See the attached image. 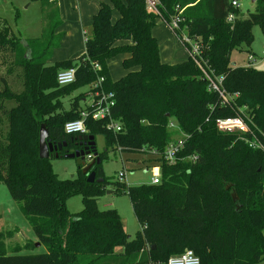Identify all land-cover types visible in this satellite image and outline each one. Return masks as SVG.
Returning <instances> with one entry per match:
<instances>
[{"label": "trees", "instance_id": "1", "mask_svg": "<svg viewBox=\"0 0 264 264\" xmlns=\"http://www.w3.org/2000/svg\"><path fill=\"white\" fill-rule=\"evenodd\" d=\"M34 1L43 9L38 38L15 36L0 21V185L20 204L46 252L8 253L4 240L16 230L0 233V264H161L185 250L200 264H264V153L239 139L249 134H223L215 127L219 119L241 116L264 145V70L229 64L233 51L248 52L253 26L264 34V0H256L247 17L230 0H159L165 18L176 6L182 9L180 30L197 42L196 61L222 78L227 95H237L229 105H221L188 53L182 63L160 61L151 36L156 19L143 0L101 3L84 55L63 63H50L62 37L56 2ZM114 10L119 16L113 23ZM172 34L180 43L181 33ZM120 54L128 55L126 74L112 82L107 62ZM73 67L75 81L59 87L56 74ZM98 78L102 90L115 96L112 119L122 128L113 133L105 121L84 120L87 135L103 138L100 163L91 168L103 182L87 183L79 168L72 179L58 180L49 163L53 159L38 157L39 128L45 125L49 142L73 146L76 136L66 135L64 125L89 110L85 96ZM81 87L87 92L71 98L66 108L64 98ZM179 137L183 148L168 163L164 152ZM110 151L149 155L152 168H159L157 185L117 182L114 189L127 195L139 225L133 239L124 233L116 210L97 207L107 185L102 161ZM75 196L82 210L70 214L66 201Z\"/></svg>", "mask_w": 264, "mask_h": 264}, {"label": "rangeland", "instance_id": "2", "mask_svg": "<svg viewBox=\"0 0 264 264\" xmlns=\"http://www.w3.org/2000/svg\"><path fill=\"white\" fill-rule=\"evenodd\" d=\"M79 6L75 4V0H62L63 8L61 9V31L64 37L59 49L54 50L51 56L52 63H63L73 61L84 55L85 46L83 38H81V29L77 20L75 21L72 12L84 9L85 4L79 0ZM99 6L108 4V0H94ZM60 0H58V3ZM75 10L73 11V9ZM88 10L89 7L87 6ZM255 5L249 0H244L241 4V13L247 17L249 13H253ZM42 7L40 3L34 0H0V21L6 23L15 36L25 38H38L41 35L44 24L42 21ZM96 13V12H95ZM91 13L89 23L86 25V36L90 32L89 24L92 21ZM118 13L114 10L111 13L112 22L118 18ZM153 35L158 43L159 59L164 64L182 63L187 60V52L182 45L176 40L172 32L160 20L155 21ZM252 43L245 51H233L229 57L231 67H245L248 65V58H254L250 64L258 70H264V34L260 26H253L251 29ZM126 56L121 54L107 62V72L112 82H117L125 76L123 62ZM3 68L0 70V73ZM10 84L18 89V82L14 78H10ZM88 88L81 87L73 90L69 97L64 98L65 107H69V100L80 94L86 93ZM86 97V96H85ZM179 137L178 139H180ZM177 139V137L175 138ZM95 150L97 154H101L104 149L103 138L97 136L94 139ZM152 157L142 153L110 151L106 158L102 161V169L104 177L107 181L106 192L98 198L97 207L100 210L114 209L120 216L123 231L127 237L133 239L139 231V225L134 217L131 205L127 195L116 193L117 175L124 173L122 183L127 187H135L150 184ZM51 169L58 180H70L76 176L77 167L72 159H53L49 160ZM236 197L235 192L231 193ZM237 202V198L235 200ZM66 209L70 214H76L82 210L81 198L79 196L71 197L66 201ZM16 230L12 232L10 238L4 240V249L6 252H13L19 249L15 255L31 256L44 254L46 249L41 245L34 236L28 221L21 213L20 204L11 200L6 188L0 185V233ZM28 243L29 247L25 248ZM13 254V253H12ZM169 258L161 263L167 264ZM152 264V263H149Z\"/></svg>", "mask_w": 264, "mask_h": 264}, {"label": "built area", "instance_id": "3", "mask_svg": "<svg viewBox=\"0 0 264 264\" xmlns=\"http://www.w3.org/2000/svg\"><path fill=\"white\" fill-rule=\"evenodd\" d=\"M244 0H230L231 7L234 9H240L241 4ZM146 11L153 15L155 19L160 20L169 30L173 33H181L180 43L184 45L189 57L194 61L195 65L201 70L203 78L208 82V86L211 91L218 94L221 105H229L237 97V95L229 96L226 94L224 88L222 87V78L213 76L210 73H206L203 69V66L200 62H197L196 59L200 54L199 46L197 42L189 38L185 33L180 29V25L184 22V19L181 17L182 9L175 7L174 13L169 15L167 18L163 16L161 11V5L159 0H143ZM232 16L229 15L227 21H232ZM254 58H248V65L253 62ZM98 65L93 66V70H97ZM75 81V68H69L66 70H61L56 74V82L59 87H64L72 84ZM102 79L98 78L97 81L90 88L91 90L86 93V107L89 110H83L80 113V118L76 121L68 122L64 125V133L66 135L72 136H86L87 131L84 126V120L90 118L92 121H105L106 128L113 133L121 132V125L116 123L112 119L111 110L115 105V96L112 92H104L101 88ZM173 127V124L169 125ZM215 127L218 132L223 134H237L244 135L249 134L250 138H239L244 141L250 148L258 149L264 153V145L261 140L253 133L244 119L241 116H236L233 118L219 119L215 122ZM261 138L264 140V134H261ZM183 138L179 139L173 144H170L165 152L164 159L168 163H173L176 159V155L183 148ZM93 160V156L89 155L85 158V162L90 163ZM124 173L120 172L117 175V180L119 183H122ZM150 183L157 185L160 183V172L159 168H151V180ZM167 264H200L198 258L193 254L192 251L185 250L179 255L170 257L167 261Z\"/></svg>", "mask_w": 264, "mask_h": 264}, {"label": "water", "instance_id": "4", "mask_svg": "<svg viewBox=\"0 0 264 264\" xmlns=\"http://www.w3.org/2000/svg\"><path fill=\"white\" fill-rule=\"evenodd\" d=\"M251 4H254L256 0H249ZM73 146L77 149H71L65 151L62 155H59L62 149H65L67 143H51L48 141V132L45 125H41L38 133V157L42 160L47 159H72L75 161L76 167L81 169L82 175L86 176V182L92 184L102 183L103 179H96L95 174L91 171L94 165H98L100 160L95 150V143L93 136H79L72 140ZM89 155L93 156V160L90 163L85 162V158ZM228 189V188H227ZM232 201L235 202L236 197L231 195Z\"/></svg>", "mask_w": 264, "mask_h": 264}, {"label": "crops", "instance_id": "5", "mask_svg": "<svg viewBox=\"0 0 264 264\" xmlns=\"http://www.w3.org/2000/svg\"><path fill=\"white\" fill-rule=\"evenodd\" d=\"M55 2H56V5H57V7H58V11H59V17H60V20H61V13H60V11H61V9L63 8V2H62V0H60V2L58 3V0H55ZM79 0H75V4H74V7H75V5L77 4L78 6H79ZM82 3H84L85 4V8L84 9H80V7H79V9L78 10H76L75 12H72V16H73V19L76 21L77 20V26H78V23H79V26H80V28H79V30L81 29V38H83V42L85 43V39H86V25H84L83 23H89V21H90V18H91V13H97V11H98V9H99V6L97 5V3H96V1H94V0H82L81 1ZM59 6H60V8L61 9H59ZM89 7V9L87 10L86 9V7ZM75 10V8L73 9V11ZM95 13V14H96ZM94 14V15H95ZM93 15V16H94ZM92 16V17H93ZM155 25V24H154ZM88 26H90V24L88 25ZM61 27H62V21H61V25L59 26V28L57 29V33H61L62 34V37H61V40H60V44H59V47L61 46V44H62V41H63V37H64V32H62L61 31ZM154 28V27H153ZM153 28H152V30H151V36H152V38L156 41V39L154 38V35H153ZM168 28V27H167ZM127 42L126 41H120V42H118V45H124V44H126ZM156 43H157V41H156ZM157 45H158V43H157ZM59 49V48H58ZM159 50V49H158ZM121 55V54H120ZM123 55H125V54H123ZM126 56V59L128 58V55H125ZM117 57V56H116ZM114 59V58H113ZM125 59V60H126ZM109 61H111V60H109ZM108 61V62H109ZM50 63H52V61L50 60ZM247 66H249V65H246L245 67H247ZM244 67V66H243ZM124 69V68H123ZM125 71V70H124ZM125 74H126V72H125Z\"/></svg>", "mask_w": 264, "mask_h": 264}, {"label": "flooded vegetation", "instance_id": "6", "mask_svg": "<svg viewBox=\"0 0 264 264\" xmlns=\"http://www.w3.org/2000/svg\"><path fill=\"white\" fill-rule=\"evenodd\" d=\"M71 149H77V147H74V146H70V147H66L65 149H62V151L60 152V153H64L65 151H69V150H71Z\"/></svg>", "mask_w": 264, "mask_h": 264}]
</instances>
